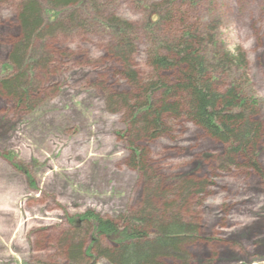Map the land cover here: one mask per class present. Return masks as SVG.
Segmentation results:
<instances>
[{"label": "rangeland", "instance_id": "obj_1", "mask_svg": "<svg viewBox=\"0 0 264 264\" xmlns=\"http://www.w3.org/2000/svg\"><path fill=\"white\" fill-rule=\"evenodd\" d=\"M22 1L0 0V264H62L63 240L76 221L86 225L79 215L91 211L114 219L143 207L152 184L143 177L145 167L166 190L182 174L203 183L179 207L181 219L195 227V236L182 245L185 264H264V0H218L213 7L218 48L244 59L227 68L220 83L241 87L251 119L260 125L255 165L247 167L249 159L236 156L223 168L225 145L184 118H169L157 137L136 139L127 136L129 110L121 102L111 106L115 94L134 90L102 24L111 17L131 24L134 71L139 80L150 77L145 41L162 33L158 26L146 31L140 5L161 0H89L94 8L89 4L85 28L49 34L53 24H46L45 38L30 55L35 69L28 106L1 88L2 79L17 72L6 67L20 32ZM99 241L110 246L103 236ZM94 264L110 263L96 257Z\"/></svg>", "mask_w": 264, "mask_h": 264}, {"label": "trees", "instance_id": "obj_2", "mask_svg": "<svg viewBox=\"0 0 264 264\" xmlns=\"http://www.w3.org/2000/svg\"><path fill=\"white\" fill-rule=\"evenodd\" d=\"M216 1L141 2L140 7L146 11V31L153 33L158 26L162 33L147 37L145 41L152 75L141 80L131 61L137 51L132 38L133 27L127 20L117 17L104 22L102 25L109 29L113 40L109 47L111 53L123 62V77L134 90L132 95L110 93L111 96L115 94L111 106L121 102L129 110L127 123L131 130L127 131V136L136 139L157 137L165 131L169 118L182 117L225 145L220 168L233 165L236 156H246L249 159L247 167H252L260 125L251 119L253 112L240 86H222L220 83V76L227 68L244 59L241 54L234 55L227 49L218 48V26L214 23L219 22V14L213 8ZM89 4L94 8L89 0L22 1L18 13L20 32L9 53L11 66L7 64L6 67L8 70L16 67L17 72L1 81L2 90L17 104L28 106L31 103L35 66L30 55L36 50V43L45 38L46 24H53L45 30L49 34L67 30L66 26L73 30L85 28L89 24L85 18L89 16L85 14ZM76 10L83 14L77 17ZM42 54L41 61H45L47 53ZM166 71L175 74V80L157 74ZM132 151L135 157L139 154L137 149ZM143 177L152 184L147 189L142 208L114 219L91 211L79 215L78 221L86 225L83 228L76 221L75 231L63 240L61 245L66 258L62 264H94L96 257H102L110 264L186 263L182 245L195 236V227L185 222L184 217L181 219L179 207L185 205L191 194L201 192L203 183L182 174L175 186L166 190L159 176L152 174L148 167H145ZM166 194L170 199L164 197ZM86 233L91 236V241L85 247ZM99 236H103L110 246L102 245ZM91 248H95V254Z\"/></svg>", "mask_w": 264, "mask_h": 264}]
</instances>
